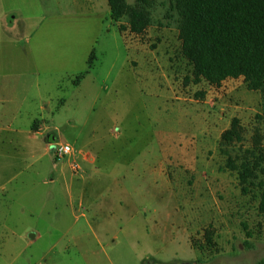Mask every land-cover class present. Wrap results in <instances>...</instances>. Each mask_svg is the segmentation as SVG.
Returning <instances> with one entry per match:
<instances>
[{
    "label": "rangeland",
    "instance_id": "1",
    "mask_svg": "<svg viewBox=\"0 0 264 264\" xmlns=\"http://www.w3.org/2000/svg\"><path fill=\"white\" fill-rule=\"evenodd\" d=\"M173 4L125 0L115 21L106 0L79 2L91 20L85 30L104 15L96 47L76 75L88 71L92 52L93 66L80 83L53 80L59 88L51 89L42 143L20 152L11 167L7 159L0 163V264H258L264 258L258 198L242 195L218 150V136L233 118L245 128V146L256 128L264 134L260 95L241 78L222 89L194 81L176 18L167 17ZM53 7V13L76 11L73 0H53ZM130 11L145 13L141 33L132 31ZM200 115L202 124L214 122L212 136L183 152L178 147L194 142ZM52 141L75 153L57 159ZM81 150L98 157L93 166L77 159Z\"/></svg>",
    "mask_w": 264,
    "mask_h": 264
},
{
    "label": "crops",
    "instance_id": "2",
    "mask_svg": "<svg viewBox=\"0 0 264 264\" xmlns=\"http://www.w3.org/2000/svg\"><path fill=\"white\" fill-rule=\"evenodd\" d=\"M73 2L76 11L53 13V0H0V163L5 164L7 159L8 167L19 159L20 152L22 156L33 152L37 141L44 136L45 122L52 110V90L59 88V82L55 84L53 80L76 78L81 72L83 57L96 47L99 32L104 27V15L99 13L94 28L85 30L86 24L91 26V20L85 19L84 5L79 6L83 0ZM106 3L109 8L108 0ZM67 25L73 28L67 29ZM90 29L92 36L86 35ZM143 65L146 71L153 69L145 62ZM234 80L224 81L221 89ZM79 83L73 85L72 82V86L77 88ZM202 117L194 119V142L180 145L181 151L189 152L212 136L214 122L209 119L202 124ZM229 126L230 123L218 139ZM48 144L52 148L55 143ZM81 151L77 159L85 165L93 166L98 160L93 155L87 158L82 155L87 151ZM196 158L192 157L195 165ZM2 190L0 185V192Z\"/></svg>",
    "mask_w": 264,
    "mask_h": 264
},
{
    "label": "trees",
    "instance_id": "3",
    "mask_svg": "<svg viewBox=\"0 0 264 264\" xmlns=\"http://www.w3.org/2000/svg\"><path fill=\"white\" fill-rule=\"evenodd\" d=\"M173 2L167 17L173 13L176 18L181 54L193 68L194 81L220 87L227 79L241 78L247 90L260 95L264 113V0ZM108 4L111 18L118 21L125 0H108ZM127 15L132 31L141 33L147 25L145 13ZM94 59L92 52L88 71ZM86 73L78 74L77 81ZM246 142L244 126L233 118L220 136L218 150L225 157L226 170L236 173L242 195H256L258 213L264 216V134L256 128L248 146ZM212 235L206 231L208 245H214ZM258 264H264V258Z\"/></svg>",
    "mask_w": 264,
    "mask_h": 264
},
{
    "label": "built area",
    "instance_id": "4",
    "mask_svg": "<svg viewBox=\"0 0 264 264\" xmlns=\"http://www.w3.org/2000/svg\"><path fill=\"white\" fill-rule=\"evenodd\" d=\"M53 145L55 147H52V150L57 159H64L75 153V150L69 144L55 143ZM74 168H75L74 171L76 172L80 170L78 165L74 166Z\"/></svg>",
    "mask_w": 264,
    "mask_h": 264
},
{
    "label": "clouds",
    "instance_id": "5",
    "mask_svg": "<svg viewBox=\"0 0 264 264\" xmlns=\"http://www.w3.org/2000/svg\"><path fill=\"white\" fill-rule=\"evenodd\" d=\"M53 147H55V146L53 145Z\"/></svg>",
    "mask_w": 264,
    "mask_h": 264
}]
</instances>
